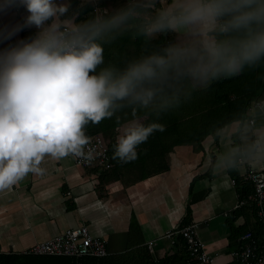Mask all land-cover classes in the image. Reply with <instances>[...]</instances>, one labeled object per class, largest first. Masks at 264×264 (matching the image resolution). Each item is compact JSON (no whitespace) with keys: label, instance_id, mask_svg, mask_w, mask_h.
Listing matches in <instances>:
<instances>
[{"label":"clouds","instance_id":"1","mask_svg":"<svg viewBox=\"0 0 264 264\" xmlns=\"http://www.w3.org/2000/svg\"><path fill=\"white\" fill-rule=\"evenodd\" d=\"M12 4L26 10L22 27L37 31L0 51V192L43 175L46 157L92 160L85 128L113 117L119 123L125 109L133 119L121 126L113 158L132 162L190 88L264 61V0H124L92 14L71 0ZM14 34L0 29V40ZM125 36L143 41L140 53L105 63V46ZM139 113L155 120L142 123ZM245 155L264 159V134ZM223 167L235 168L236 156Z\"/></svg>","mask_w":264,"mask_h":264},{"label":"crops","instance_id":"2","mask_svg":"<svg viewBox=\"0 0 264 264\" xmlns=\"http://www.w3.org/2000/svg\"><path fill=\"white\" fill-rule=\"evenodd\" d=\"M80 1L96 6L101 0ZM123 2L105 0L104 7L95 8L109 9ZM26 15L12 0H0V29L15 32L10 40H0V51L37 31L22 27ZM262 100L264 78L243 120L198 142L173 147L166 155L167 168L161 172L144 170L138 165L144 161L139 157L128 163L113 158L116 137L126 122L115 128L112 139L104 136L111 149L108 170L81 168L71 156L62 160L46 157L41 164L43 175L29 174L0 192V254H22L67 229L85 226L92 237L106 240L109 256L145 248L158 262L182 250V240L171 244L163 235L193 224L214 264H236L231 252L239 248L241 235L260 232L255 210L235 206L244 188L251 187L245 174L250 170L264 173L260 155L251 159L245 155L247 146L264 134ZM233 155L236 167L225 169L223 161ZM147 171L150 174L143 176Z\"/></svg>","mask_w":264,"mask_h":264},{"label":"trees","instance_id":"3","mask_svg":"<svg viewBox=\"0 0 264 264\" xmlns=\"http://www.w3.org/2000/svg\"><path fill=\"white\" fill-rule=\"evenodd\" d=\"M104 1H98L96 6L104 7ZM71 3L73 8L84 5L83 12L85 14L94 13L93 10L96 7L91 3L81 2L80 0H71ZM160 39L162 42L167 37ZM156 42L153 41V43ZM142 43V40L125 36L113 45L105 46V63H119L126 58L137 56L140 53ZM134 49L136 52L133 51ZM263 78L264 61L254 69H245L240 74L232 77L219 78L203 89L188 92L186 98L182 99L177 108L163 114L156 121L163 124L165 130L153 133L146 143L138 147V157L140 160H144L138 162V165L143 167L144 170L154 168L153 173L164 171L167 168L166 155L173 147L198 142L202 138L214 134L225 125L243 120L250 102L262 87ZM117 116L120 118L119 123H117L116 117L105 119L97 125L89 123L85 128L86 135L100 134L103 137L107 136L112 139L116 127L133 119L127 109L117 113ZM138 118L145 124L155 120L153 116L144 113H139ZM108 150L111 158L109 146ZM148 174L150 172H143V176ZM250 188H244L241 197L251 193ZM181 242V251L158 262L153 261L145 248H140L105 258H83L80 260L66 257L0 254V264H182L186 259V247L183 241ZM182 251L184 253L183 257Z\"/></svg>","mask_w":264,"mask_h":264},{"label":"built area","instance_id":"4","mask_svg":"<svg viewBox=\"0 0 264 264\" xmlns=\"http://www.w3.org/2000/svg\"><path fill=\"white\" fill-rule=\"evenodd\" d=\"M94 12L98 11L94 8ZM90 148L94 149L93 159L74 158L76 166L91 167L95 170H108L111 168L107 142L100 134L89 136ZM245 180L251 186V193L241 197L235 208H251L255 210L260 225L259 235L246 231L240 237V246L231 256L236 264H262L264 262V173L250 170L245 174ZM232 183H235L233 180ZM162 239L171 244L177 239L183 241L186 247V259L182 264H214V259L204 249L198 238L195 225L187 224L178 229L166 232ZM153 242L147 247L152 250ZM29 256L66 257L75 260L83 258H105L109 256L107 242L102 238L92 237L85 226L67 229L56 237L38 242L22 253Z\"/></svg>","mask_w":264,"mask_h":264},{"label":"rangeland","instance_id":"5","mask_svg":"<svg viewBox=\"0 0 264 264\" xmlns=\"http://www.w3.org/2000/svg\"><path fill=\"white\" fill-rule=\"evenodd\" d=\"M117 5V4H116ZM116 5H114V6H111V8H109V9H113V8H116V7H119V6H116ZM105 139V138H104ZM106 140V139H105Z\"/></svg>","mask_w":264,"mask_h":264}]
</instances>
